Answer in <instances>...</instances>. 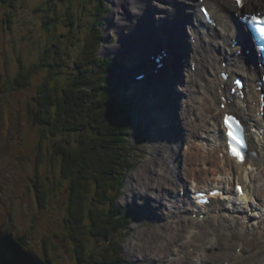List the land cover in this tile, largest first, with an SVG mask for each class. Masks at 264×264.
<instances>
[{
    "label": "bare ground",
    "instance_id": "6f19581e",
    "mask_svg": "<svg viewBox=\"0 0 264 264\" xmlns=\"http://www.w3.org/2000/svg\"><path fill=\"white\" fill-rule=\"evenodd\" d=\"M113 1L119 18L114 23L115 27L117 23L119 39L117 45H113L117 47L109 49L130 55L128 62L131 61L132 68L128 72L136 68L149 72L139 82H132L131 79L130 85L139 94V98L144 97L145 91L150 93L152 104L148 108L157 113L156 123L166 125L167 143L173 145V152L177 154L170 159L156 148L160 145L153 143V154L148 160L151 179L142 185L146 190L142 193H146L144 207L156 214V221L166 219L163 224L155 225V228H172L176 233V237L167 233L165 243L160 245L154 258L165 255L160 258H164L167 264H186L191 254H194L201 263L206 261L207 255L194 246L202 231L210 234L211 227L216 223H226L230 231L247 230L251 218L250 204L244 207L241 203H247L249 198L255 196V200L264 206V184L255 187L252 195H249L245 187L248 179L253 183L259 182L260 174L264 172L261 170L264 169V88L259 89L263 68L250 43L245 24L238 19V16L245 13L264 11V0H244L241 5L231 0H203L202 4H207L218 20V31L208 29L209 26L197 8L201 4L200 0H158V4L157 0ZM155 20L158 28L154 30L152 22ZM234 40H238L235 46L232 45ZM164 46L172 52L167 61L168 72L165 67L155 69L156 66L149 59L158 48ZM133 58L135 60L132 62ZM222 70H228L231 77L244 76L247 91L244 99H234L232 103L223 105L219 93ZM173 97H176L178 103L184 102L183 110L182 104L179 103L178 108L176 101V104L172 101ZM168 105L175 109L171 117L174 120L165 121L166 117L161 115L166 112L161 109ZM179 110L181 116L178 115ZM231 111L236 113V122L238 118L243 119L248 126L246 134L254 158L249 157L243 163L237 162L227 152L222 118L224 113ZM149 119V122H153L152 118ZM216 151L222 153L221 157L216 156ZM169 159L179 163L178 166L173 164L172 174L177 175L179 171L185 177L184 180H190V186H186L181 177H177L182 180L179 183L172 178L169 172L171 169H168ZM156 164L162 166L157 167ZM181 184H185L184 195L180 193ZM216 184L230 198L233 194L237 195L236 184H242L244 194L236 198L240 203L227 206L223 201L225 195L216 196L209 205L204 206L191 200V188L202 190ZM177 187L175 196L172 191ZM150 200L158 204L157 210L150 207ZM202 212L212 217L207 226L204 220L198 218ZM199 223L203 227H199ZM257 224L260 227V221ZM258 230L263 229L260 227ZM210 244L211 240L205 242V248ZM192 248L193 252L190 253Z\"/></svg>",
    "mask_w": 264,
    "mask_h": 264
},
{
    "label": "rangeland",
    "instance_id": "374dc122",
    "mask_svg": "<svg viewBox=\"0 0 264 264\" xmlns=\"http://www.w3.org/2000/svg\"><path fill=\"white\" fill-rule=\"evenodd\" d=\"M42 1L44 0H14L13 7L0 2V52L4 53V55L8 57L9 60L6 61V66L9 67L12 72L15 71L18 60L21 64L17 66L20 67L22 65L24 69L31 71L29 73L31 77V86L26 89L28 91V96L30 93L35 96H38L37 88L40 86V84H43L44 79H46V76L48 74L49 68L47 65L42 66L41 68L33 66L40 61V54L42 51H44L43 47L46 44H49L50 39L53 38L51 33L48 31V27L45 26L47 24H45V22H47L48 18H50V13L48 14L42 11L34 12V9H36ZM52 2L55 3V5L60 10L61 14L64 15L69 0H53ZM114 2L115 1L113 0H104V5L107 10L104 11L100 19L97 18L99 36H96V45H98L96 55H99L101 58H104V56L106 55L111 56L113 58L112 63L115 66V69H113L114 72L113 70L111 72H105L104 66H94L93 63H91L90 61H88L87 63V71H89L88 74H90L87 75V80L85 79V75L87 73L84 72L87 67L85 68L84 66H81L79 68V71H76V68L74 70L75 63L73 59L79 54V48L77 44L79 43L78 37L81 36L79 33L80 28L76 26L75 30L79 33L78 37L74 41L76 42V45L72 46V48L70 49V56H65L64 63V67L69 69L70 73H72V76H69V73H64L62 74L64 75L63 78L62 76H60L58 81L60 82V87H63L67 83H69L72 78L73 81L76 82L77 88L81 87L84 89L82 90V93L87 92L88 94H92L93 97L97 99L99 95L98 91L100 89L98 87L101 83H103V81H100V77L102 75V77H109V79L114 81V84L117 86L116 91L114 93L112 92L113 95H115V98L123 101L124 99L126 100L127 106L130 109V113L128 114V116L131 121L130 127L132 128L130 133H128L126 137L127 140L133 144L131 155L132 162H134V166H131L129 169H126L125 173L124 170H122L124 173L123 185L119 187V192L117 193L116 200V204H118V206L120 207H124L127 212H129V218H131V220L129 221L130 233L123 239L124 254L126 256L125 258L129 260V263L126 264H167L164 258H160L165 255H162L157 258L154 257H156V255L158 254L160 245L165 243L167 233L170 234L172 237H176V233L172 228L165 229L161 226L159 228H155V225L159 226L163 224L166 219L163 218V220L158 219V221H156V214L154 212L150 213L149 208L144 207L146 193H142L146 190L145 188H143L142 185L151 179L149 172L150 163H148V160L152 156L151 154H153V143L155 145H160L156 148H158L160 152H163L170 159H172V155L175 158L177 154H174L173 152V145L167 143V131L165 132L166 125L164 123H156L155 119L157 117V113H153V111L148 108L152 104L150 93L148 91H145L146 94L148 93V97L146 98V94H144V97L139 98V94L135 93L134 88L130 85L132 75H134L136 71H138L136 70V68L131 69L130 72H128L130 67L132 68L131 61L128 62V56L130 57V55H126L125 53H119L117 51L109 49L114 44L117 45V41L119 39L118 31H116V29L118 28L117 23V28L114 26L115 21L119 19L117 18L118 12L116 11V5H114ZM72 3L73 8L71 9V12L73 14L77 16L78 14L83 13L80 14L83 19V26L85 23H87V21L91 23V19L93 21H96V16H90V13L92 11H94V13L96 12L94 8L95 0H72ZM158 3L159 2L157 0L156 4ZM57 23L58 25H53V27L55 26V28H52L51 30L52 33H54L58 39L63 41L64 37H62L60 34L61 32H66L63 31V29L66 28L67 25L64 27V20L58 21ZM98 37L103 38L102 42L99 41L100 39L98 40ZM116 45L113 46V48H116ZM47 47L50 51H47L46 61H52L55 62L54 64L58 65V59L63 56H60L56 53H52L51 46L47 45ZM134 60L135 58H133L132 62ZM0 61V70H4V62H2L1 59ZM56 68L57 66L55 67L54 71H56ZM85 86L87 90H85ZM146 86L148 85L146 84ZM15 91L12 97L13 104H18L17 107H19L18 101L20 99V96H18V90ZM10 92L12 93V91ZM172 101L174 103L176 101L177 104H175L177 105V107L179 103L182 104L181 110H183L182 106H184V102L179 101L178 103L176 97H173ZM167 108L170 109L167 111ZM161 110L166 112L164 115L160 114L161 116L166 117L164 118L165 121L174 120L171 117L175 114V109L168 105L166 107H162ZM48 111L53 113L54 107H52V109ZM180 114L181 113L179 110L178 115ZM149 118H152L153 122H149ZM188 120L190 119L188 118ZM173 125H175V123ZM37 129H40L39 125L37 126ZM37 129L36 132H38ZM74 136H76L75 132H63V135L62 133L60 134L58 132L55 136L50 139L49 145L51 146L53 142H56L59 139V145L61 144V147L63 145V149H72L76 147ZM173 136L174 134H172V137ZM169 140L171 141L170 137ZM181 146L183 147V145ZM168 155H170V157ZM219 155L221 157L222 153L219 154L218 151H216V156ZM44 161L45 163H43L42 165V171L44 172L43 174L47 175L48 177V185H53L52 199L44 202L42 208L40 209L38 207V204L36 203V192L32 191V193H30V197L28 198V203H26L27 224L29 222V219H31V217H34L33 213H35L36 216V222L33 225L30 222L28 226H26V228L28 229L26 234L27 248L34 250L36 253L39 254L41 258L43 256L38 250L41 249L40 247L42 246L41 244L44 236H46V234L52 235L55 232H61L64 229L63 220H61V218L65 216L66 211L61 208L60 199L66 193H68L69 185V178L63 179L60 175V164L55 165L54 172L51 174V160L46 158ZM174 163L176 164V161L174 162V160H170V167L168 169H171L169 171L171 174L172 167H174ZM222 163L223 162H221V164ZM4 164L5 163H3L2 165ZM178 164H176V166H178ZM46 166H48V170ZM156 166L161 167L162 165L156 164ZM205 166L206 165H204V167ZM2 168H7V165L5 164V167ZM249 168H251V166H249ZM261 170L264 171L263 168H261ZM178 174H172V178L175 179L177 183L182 181L181 179H185V177L181 176V173H179V171ZM177 177H181V179ZM260 177L261 179H258L260 181L256 183H253L249 179L246 181L245 187L247 188L249 195L253 194L255 187H257L259 184H264V172L260 174ZM184 179L183 181H185L184 183L186 184V186H190V180L187 181V179ZM185 184H181L180 186L182 187V191L186 190L184 186ZM46 186L47 181L44 180V188L40 187V195H43V193H45L46 196ZM135 187H138V189H135ZM191 189L194 190L193 188ZM177 191L178 187L172 191L174 192L173 194L175 196H177ZM190 195H192V192H190ZM231 197L232 198L226 195V198L223 199V201L226 202L227 206L231 207V203H240L236 199L238 197H236L235 194H233ZM254 197L252 196V199L249 198V201H247V203L245 201L241 203V205H243L244 207L250 204L249 214L251 215V218L248 221L249 229L242 231L234 229V231H230L227 230L228 225L226 223L215 224L213 222L215 226L211 227V233L209 234L205 232V230L202 231L200 237H198L196 245L194 246V248H197L200 252H205V254L207 255L206 261L200 263L199 261H197V256L191 254L189 262L186 264H264V206L262 204H259L258 200H255ZM149 202L151 208H154L156 210L158 209V204L155 201L150 200ZM105 207L109 209V203L105 204ZM30 209L32 210V212L29 211ZM114 212L117 213L116 211ZM199 220H204L207 226L211 222L212 217L209 218V216H207L202 219L199 217ZM252 221L255 222L254 225H252ZM259 221L261 223L260 227H262L263 230H258L260 227L258 226L257 222ZM59 222H61L62 224H60ZM30 227L32 229L29 233ZM199 227H203L202 224H200ZM88 237V239H92L91 236ZM209 240L212 241V244L208 245V247L205 248V242ZM194 248L191 249L192 251H190V253L193 252ZM66 249H68L67 246L62 244L60 250L62 256L59 258L62 263H69L72 257L71 251ZM175 264H179V262H176Z\"/></svg>",
    "mask_w": 264,
    "mask_h": 264
},
{
    "label": "trees",
    "instance_id": "16d2710c",
    "mask_svg": "<svg viewBox=\"0 0 264 264\" xmlns=\"http://www.w3.org/2000/svg\"><path fill=\"white\" fill-rule=\"evenodd\" d=\"M13 1L0 0L12 7ZM52 1L44 0L34 9V12L50 13L45 26L53 37L49 44L43 47L40 61L33 65L37 68L46 65L49 67L46 79L37 88L41 97L39 107L47 121L49 116L53 115V124L62 128V132L76 133L74 136L76 147L64 148L61 154L58 152L62 156L60 175L63 179L69 178L68 193L60 199L61 208L66 211L65 216L61 218L64 229L52 235L46 234L38 251L47 264H126L129 260L125 258L123 239L130 233L131 218L124 207L116 204V200L119 187L123 185L125 170L134 166L131 155L133 144L126 137L132 129L128 116L130 109L125 99L119 100L113 95L117 86L109 77L101 75L100 81L103 83L98 87L100 89L97 99L87 92L82 93L84 89L77 88L72 78L63 87H60L58 81L60 76L63 78L64 73L72 76L69 69L64 67L65 56H70V49L76 45L74 41L79 33L81 35L77 44L79 54L73 59L74 70L76 68V71H79L81 66L87 67L85 71L83 69L87 73L86 80L87 75H90L87 71L88 61L94 66H104L105 72L113 70V59L96 55L98 49L96 36H99L97 18L100 19L107 9L104 0H95L96 12L92 11L90 16H96V21L91 19V23L87 21L83 26L80 15L83 13L76 16L71 12L72 0H69L64 15L55 5V1ZM61 20H64V27L67 25L63 29L66 32L60 34L64 37L63 41L51 30L55 28L53 25H58L57 22ZM76 26L80 28L79 33L75 30ZM102 39L98 37L100 42ZM47 45L52 47V53L63 56L58 59V65L46 61L47 51H50ZM54 66H57L56 71ZM30 72L22 65L18 66L13 84L15 90L31 86ZM52 107L53 113L48 111ZM48 189L47 196L45 193L40 195V190H37L40 209L44 202L52 199L53 186ZM107 203L110 205L109 209L105 207ZM61 222L59 223L62 224ZM88 236L93 240L88 239ZM62 244L67 246L66 250L71 251L69 263H62L59 260L62 256L60 253Z\"/></svg>",
    "mask_w": 264,
    "mask_h": 264
},
{
    "label": "flooded vegetation",
    "instance_id": "af4514ba",
    "mask_svg": "<svg viewBox=\"0 0 264 264\" xmlns=\"http://www.w3.org/2000/svg\"><path fill=\"white\" fill-rule=\"evenodd\" d=\"M0 59L5 67L4 70H0V228L4 232H12L14 238L24 248H27L28 229L26 226L30 222L33 225L36 222V216L33 213L34 217H31L27 224L26 203H28L30 193L35 191L36 203L39 207L37 190L39 191L40 187L44 188V180L47 181V193L48 188L53 186L48 185V177L43 174L42 165L48 158L51 160L50 173L54 172L56 164H60V172V157H62L60 154L63 153V145L62 147L61 144L59 145V139L51 146L49 144L53 136L58 132L63 135V132L62 128L53 124V115L49 116L48 121L42 116L39 94L35 96L30 93L28 96L26 88H22L18 90L19 107H17L18 104H13L12 97L15 91L13 84L18 70L17 65L21 63L18 60L16 69L12 72L6 66L8 57L0 52ZM33 107L37 113L35 123L32 114ZM3 163L7 165V168H2L5 167ZM46 168L49 169L48 166ZM29 211L32 212L31 209ZM31 229L30 227L29 233Z\"/></svg>",
    "mask_w": 264,
    "mask_h": 264
},
{
    "label": "water",
    "instance_id": "95a60500",
    "mask_svg": "<svg viewBox=\"0 0 264 264\" xmlns=\"http://www.w3.org/2000/svg\"><path fill=\"white\" fill-rule=\"evenodd\" d=\"M35 123L36 110L32 108ZM0 264H47L38 253L24 248L13 236L12 232H4L0 228Z\"/></svg>",
    "mask_w": 264,
    "mask_h": 264
},
{
    "label": "snow or ice",
    "instance_id": "6c2138e0",
    "mask_svg": "<svg viewBox=\"0 0 264 264\" xmlns=\"http://www.w3.org/2000/svg\"><path fill=\"white\" fill-rule=\"evenodd\" d=\"M240 3L241 0H236L237 5H240ZM259 31L264 34V27L260 28ZM224 123L225 126L228 128V138L233 142V145H238V147L230 145L232 154L238 159L242 160L243 157L240 154L239 148H243L245 145L242 137L239 135L238 122L235 121L234 117L226 115L224 117Z\"/></svg>",
    "mask_w": 264,
    "mask_h": 264
}]
</instances>
